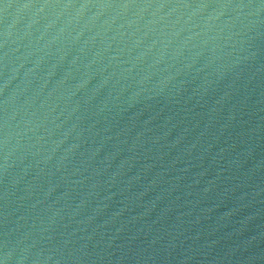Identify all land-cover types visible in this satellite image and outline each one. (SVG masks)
I'll return each mask as SVG.
<instances>
[{"label": "water", "instance_id": "obj_1", "mask_svg": "<svg viewBox=\"0 0 264 264\" xmlns=\"http://www.w3.org/2000/svg\"><path fill=\"white\" fill-rule=\"evenodd\" d=\"M0 264H264V0H0Z\"/></svg>", "mask_w": 264, "mask_h": 264}]
</instances>
